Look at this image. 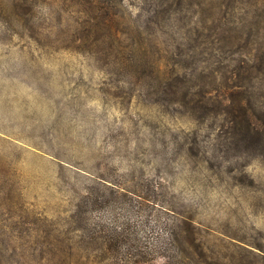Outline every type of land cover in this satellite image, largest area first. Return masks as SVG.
Wrapping results in <instances>:
<instances>
[{
	"label": "rangeland",
	"instance_id": "rangeland-1",
	"mask_svg": "<svg viewBox=\"0 0 264 264\" xmlns=\"http://www.w3.org/2000/svg\"><path fill=\"white\" fill-rule=\"evenodd\" d=\"M254 1L0 0V264H49L41 230L90 185L173 203L186 264H264V72L237 77L263 116L245 138L196 102L264 52Z\"/></svg>",
	"mask_w": 264,
	"mask_h": 264
},
{
	"label": "trees",
	"instance_id": "trees-1",
	"mask_svg": "<svg viewBox=\"0 0 264 264\" xmlns=\"http://www.w3.org/2000/svg\"><path fill=\"white\" fill-rule=\"evenodd\" d=\"M247 64L248 68L258 73L264 72V52L257 60L237 59L233 67L235 72L232 70L229 76L231 79L236 74V79L223 84L225 91L221 94L222 98L217 94L212 96L211 90L206 88L196 100L198 106L208 112L226 115L234 123L232 131L244 138L257 132L256 121H263L258 108L244 102L243 97L239 98L244 85L237 77L241 70L245 71ZM72 195L77 200L71 204L67 217L60 219L56 229L58 233L50 235L49 231L41 230L45 233L41 243L52 244V247L38 252L35 256L38 261L83 264L97 251L119 264L143 263L157 258L162 259V264H186L182 258L195 261L198 254L196 248L184 252L179 241L180 231L186 223L188 243L195 247L191 218L188 220L173 203L160 200L154 189L130 190L90 185L81 189L72 188ZM107 205L111 209H105ZM104 212L110 215L108 220L103 218ZM88 223L92 224V229L88 228ZM60 227H64V231ZM261 259L264 261V254Z\"/></svg>",
	"mask_w": 264,
	"mask_h": 264
}]
</instances>
